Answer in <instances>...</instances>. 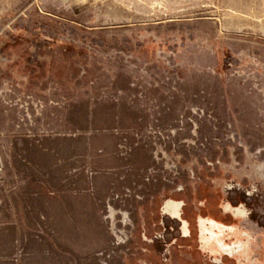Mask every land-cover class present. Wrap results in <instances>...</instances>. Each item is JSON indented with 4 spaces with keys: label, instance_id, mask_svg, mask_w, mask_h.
I'll list each match as a JSON object with an SVG mask.
<instances>
[{
    "label": "rangeland",
    "instance_id": "1",
    "mask_svg": "<svg viewBox=\"0 0 264 264\" xmlns=\"http://www.w3.org/2000/svg\"><path fill=\"white\" fill-rule=\"evenodd\" d=\"M0 228L16 264H264V0H0Z\"/></svg>",
    "mask_w": 264,
    "mask_h": 264
},
{
    "label": "crops",
    "instance_id": "2",
    "mask_svg": "<svg viewBox=\"0 0 264 264\" xmlns=\"http://www.w3.org/2000/svg\"><path fill=\"white\" fill-rule=\"evenodd\" d=\"M56 203V207L57 209L60 210V213L56 216L58 219H60L64 226H65V231L68 233V237L70 236V233L72 231V229L70 227H68V225L70 224V222H76L73 219L74 217L78 216L79 217V221L82 218V214L80 211L78 214L76 215H72L71 214V206H69L70 208V213L68 210V205L67 202H63V201H57ZM87 211V210H86ZM87 216V215H86ZM70 218V219H68ZM70 220V221H69ZM71 226V225H70ZM16 231L17 229L13 228L12 230L7 229V228H0V257L2 255H8L5 258V263L6 264H16L15 260L12 259V256L14 254H12V240L14 239L15 235H16ZM43 245L42 243H36L35 241L31 240L28 243V252L27 254H25V256L19 261V264H44L47 259L46 257H44V253L41 251L43 249ZM3 262V261H2Z\"/></svg>",
    "mask_w": 264,
    "mask_h": 264
},
{
    "label": "flooded vegetation",
    "instance_id": "3",
    "mask_svg": "<svg viewBox=\"0 0 264 264\" xmlns=\"http://www.w3.org/2000/svg\"><path fill=\"white\" fill-rule=\"evenodd\" d=\"M167 201H171L174 204V207H175L174 214H171L164 210V206ZM167 201H165V203L163 204V211L172 217L178 216L180 214L181 203L179 201H172V200H167ZM235 211L240 214L244 212L242 209H237ZM207 222L210 224V226H207ZM199 223H200V231H201L200 236L203 240L204 248L208 247L210 252L211 251L219 252V254H224L226 256L229 254L233 256L235 254L240 253L241 248H242V243H243L241 239H239L238 242H235L233 243V245H231V244L226 243L224 240V237L222 236L225 229L232 228L233 226L226 225L220 221L215 220L214 218H208L205 220V218L203 217H200ZM214 228H217V230H214ZM182 231L184 233L187 232V227H186L185 222H184ZM233 232L238 238L240 231L233 230ZM208 234H210V236H206Z\"/></svg>",
    "mask_w": 264,
    "mask_h": 264
},
{
    "label": "bare ground",
    "instance_id": "4",
    "mask_svg": "<svg viewBox=\"0 0 264 264\" xmlns=\"http://www.w3.org/2000/svg\"><path fill=\"white\" fill-rule=\"evenodd\" d=\"M181 207V205H180ZM164 210L171 213V214H174L175 213V207H174V204L171 202V201H167L165 206H164ZM175 218L177 217H180V214L178 216H174ZM181 222H182V229H183V225H184V222L187 223L185 220L181 219ZM187 227V225H186Z\"/></svg>",
    "mask_w": 264,
    "mask_h": 264
}]
</instances>
